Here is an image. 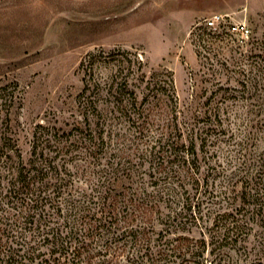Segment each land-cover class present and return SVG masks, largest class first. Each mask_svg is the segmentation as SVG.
<instances>
[{"label": "rangeland", "instance_id": "obj_1", "mask_svg": "<svg viewBox=\"0 0 264 264\" xmlns=\"http://www.w3.org/2000/svg\"><path fill=\"white\" fill-rule=\"evenodd\" d=\"M214 15L224 17L219 31L205 24ZM241 25L248 35L228 32ZM180 131L200 157V184L182 189L173 158L160 167L153 156ZM35 144L56 158L77 200L86 194L99 206L119 176L136 190L178 189L181 203L162 209L182 213L183 225L165 238L158 225L153 244L169 249L186 237L210 245L216 217L239 208L252 167L264 189V0H0V264L60 259L44 244L40 214L23 224L30 206L12 190L18 155L28 163ZM259 220L237 247L211 256L209 246L205 264H264V214ZM191 249L160 264H188Z\"/></svg>", "mask_w": 264, "mask_h": 264}, {"label": "trees", "instance_id": "obj_2", "mask_svg": "<svg viewBox=\"0 0 264 264\" xmlns=\"http://www.w3.org/2000/svg\"><path fill=\"white\" fill-rule=\"evenodd\" d=\"M163 90L168 92L165 87ZM171 90L172 95L169 100L173 102L175 101L174 88ZM184 138V133L180 131L178 140L173 141L171 147L166 149L165 146H169V143L167 145L165 143L153 155L154 162L160 159L157 162L160 167L168 166L170 158H173L174 165H177L174 174L179 178L181 189L186 186V182L200 184L197 177L200 168L197 143L193 139L188 143ZM203 142L202 146H205L206 141ZM3 146L1 147L2 151L7 148V146ZM39 146V144H35L26 164L23 162L21 153L18 155L20 167L17 175H13L15 181L12 184V190L16 200L21 202L22 208L30 206L28 208L30 213H26L24 216V209L22 211L23 224L33 225L34 218L38 214H40V222L44 220L42 229L39 228L44 231V244L52 245L53 255L60 254V259H55L54 264H122L120 259L125 254H128L126 264H160L168 261V258H172L177 250L180 251L184 248H192V251H197L191 253V258L194 260L189 261L188 264H205L207 261L205 254L209 246H213L210 252L211 256L223 246L237 247L246 240L252 230L251 222L260 221L259 218L264 214V189L253 182L255 176L252 173L256 172L257 168L252 167L250 169L252 173L248 174L243 189L238 195V199L235 200H239V208H235L233 203L228 206V211L218 214L213 230L216 232L210 245L205 238L193 242L189 238L179 237L173 241H178L177 245L172 244L168 246L169 249H164V246L153 244L152 235L157 232L158 225L165 226V229L158 233L161 238H165L172 228L177 231L180 229L178 225H183L180 221L182 213L164 215L162 209L164 205L169 208L175 202H180L183 199V195L178 189L149 191L148 188L142 187L136 190L134 181L127 185L129 180L124 176H119L115 177L113 182H108L106 194L102 197L103 202L99 206L93 205L92 196L89 197L85 194L80 200H77L75 195L67 192L71 179L63 177L56 158H51L47 153L45 155L44 149L39 150ZM152 148L155 151L157 145ZM164 153H169L171 156L165 157ZM7 160L11 162L14 161V158L8 157ZM262 165L258 168L261 174H264ZM159 170L150 176L152 179L154 178L151 187L155 184L158 186L160 179L156 174L159 176L163 173ZM166 176L169 177V172ZM127 178L132 179L130 175ZM17 184H19L18 189L16 188ZM39 210L42 212L38 213ZM45 210H47L46 214ZM250 213L252 214L251 218L248 215ZM57 217H64L65 225L61 226L57 223L58 227L48 228L46 224ZM177 222L178 225H176ZM221 234H223V238L220 237ZM183 242H189V244L185 245ZM74 243L77 244L74 245ZM97 247L101 250L93 253ZM211 264H215V261H212Z\"/></svg>", "mask_w": 264, "mask_h": 264}, {"label": "built area", "instance_id": "obj_3", "mask_svg": "<svg viewBox=\"0 0 264 264\" xmlns=\"http://www.w3.org/2000/svg\"><path fill=\"white\" fill-rule=\"evenodd\" d=\"M223 22H224V17L221 15H214L211 18L206 20V27L210 28V29H214V30H221L222 28H224L223 26ZM228 32L230 34H234V33H239L241 35H248L249 34V30L241 25V26H235V27H231L228 29Z\"/></svg>", "mask_w": 264, "mask_h": 264}]
</instances>
